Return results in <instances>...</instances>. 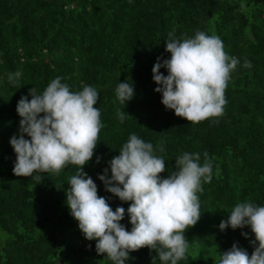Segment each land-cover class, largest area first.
Masks as SVG:
<instances>
[{
  "label": "trees",
  "instance_id": "1",
  "mask_svg": "<svg viewBox=\"0 0 264 264\" xmlns=\"http://www.w3.org/2000/svg\"><path fill=\"white\" fill-rule=\"evenodd\" d=\"M196 31L218 35L239 64L223 115L193 124L161 103L152 68L157 57L170 58V32L181 38ZM17 71L20 76L10 82L9 73ZM56 77L71 91H98L95 106L104 127L83 172L113 210H127L129 203L105 191L98 175L130 135L153 145L165 161L164 178L182 154L200 153L203 164L207 152L213 178L202 183V215L185 233L189 250L178 264H218L234 243L251 255L250 228L221 231L219 224L236 203L264 206V0H0V264H113L96 253V241L85 239L66 204L78 166L34 173L39 180L13 173L16 155L9 141L18 134L17 102L21 96L31 100V88L41 94ZM119 82L134 86L125 104L116 97ZM118 111L125 113L123 122ZM121 223L131 230L127 215ZM129 256L126 264H152L156 252L145 247ZM155 264H161L158 256Z\"/></svg>",
  "mask_w": 264,
  "mask_h": 264
},
{
  "label": "clouds",
  "instance_id": "2",
  "mask_svg": "<svg viewBox=\"0 0 264 264\" xmlns=\"http://www.w3.org/2000/svg\"><path fill=\"white\" fill-rule=\"evenodd\" d=\"M168 37L165 51L170 58L157 57L152 68L157 85L154 91L162 95L161 103L193 124L221 117L227 104L228 82L239 60L229 56L215 34L196 31L194 36L176 38L170 32ZM243 66L252 65L245 60ZM161 68L167 70V75ZM20 74L9 73V81L15 83ZM134 94L132 83L119 82L116 97L121 104ZM29 95L31 100L21 96L17 102L21 118L18 134L9 141L16 155L14 175L59 174L68 165L78 166L68 181L66 204L85 239L96 241V253L113 264H126L131 252L145 247L156 252L161 264H178L186 259L189 241L185 233L202 215L198 193L203 190L202 183H210L213 178L208 153L203 154V164L200 153L182 154L175 160L176 170L164 178L161 174L166 171L165 161L155 154L153 145L136 134L130 135L119 155L98 175L105 191L129 203L127 210L122 206L113 210L108 199L98 195L94 180L83 172L95 154L104 127L100 109L95 106L99 99L96 88L84 86L74 92L56 77L41 94L31 88ZM117 116L121 122L125 120L124 112L118 111ZM159 150L163 152L162 145ZM100 159L97 157L96 163ZM33 178L39 180L40 176ZM125 215L130 231L121 223ZM229 227L250 228L254 250L249 256L246 249L234 243L221 253L218 264H264V206L250 200L236 203L219 224L221 231ZM241 235L248 238L247 232Z\"/></svg>",
  "mask_w": 264,
  "mask_h": 264
}]
</instances>
